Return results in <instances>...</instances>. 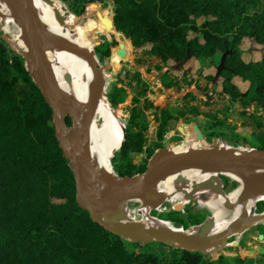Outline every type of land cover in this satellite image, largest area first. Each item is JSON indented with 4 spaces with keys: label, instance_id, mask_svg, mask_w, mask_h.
<instances>
[{
    "label": "trees",
    "instance_id": "trees-1",
    "mask_svg": "<svg viewBox=\"0 0 264 264\" xmlns=\"http://www.w3.org/2000/svg\"><path fill=\"white\" fill-rule=\"evenodd\" d=\"M103 1L71 0L69 11L79 17L87 5L93 8ZM111 2L115 31L129 40L135 52L156 57L162 64L178 63L188 54L186 62L208 59L216 69L222 54L230 51L219 74L222 92L230 99L256 103L264 110V0L259 5V0ZM257 5L258 8L249 10ZM92 28L95 33L89 35L93 50L103 59L116 41L103 40L95 45L105 22L97 20ZM0 30L10 43L19 46L1 20ZM244 39L260 45L258 59L243 60L240 46ZM25 61L0 37V264L211 263L209 254L169 247L160 241L156 242L154 251L137 250L140 241L126 240L89 216L77 200L73 170L55 138L51 109L26 70ZM157 68L161 69L162 65ZM129 73L120 78L122 86L111 84L107 88V102L114 108H118L128 93L124 86L134 85L138 94L145 91L139 72ZM165 74L177 77L171 69ZM187 75L190 81L196 80L190 73ZM234 77L248 83L245 96L232 82ZM213 78L212 73L206 76L208 82H213ZM139 102L137 96H132L124 141L111 159L113 171L120 177L144 172L151 157L147 154L138 163L131 158L142 153L145 146L143 128H134L140 115ZM147 104L154 107L148 100ZM198 111L191 109L192 113ZM179 117L176 109H159L155 116L154 151L161 147V139L175 127ZM65 122L71 126L69 117ZM257 139L260 143L257 149L264 150V137L258 135ZM163 219L180 223L179 218L169 215ZM190 222H181V226L188 228L203 221Z\"/></svg>",
    "mask_w": 264,
    "mask_h": 264
},
{
    "label": "rangeland",
    "instance_id": "rangeland-1",
    "mask_svg": "<svg viewBox=\"0 0 264 264\" xmlns=\"http://www.w3.org/2000/svg\"><path fill=\"white\" fill-rule=\"evenodd\" d=\"M56 1L63 9L68 11L70 15L72 14L69 11V2L71 0ZM262 1L263 0H259L258 5ZM258 5L257 7H249V10L252 11L258 8ZM112 14L111 0H104L103 3H97L93 8L87 5L84 14L75 17L78 19L80 32L83 38L90 44L91 48H93L94 44L89 34L94 32L92 25L94 21L97 20L105 22L106 30L105 28L100 29L95 45L108 39H111V42L113 40L116 41L115 44L111 45L108 56L99 59L96 55L95 58L99 63V67L103 68L106 72L105 96L107 88L111 84H115L117 87L122 86L120 78L124 76L125 72H130L129 74L139 72L141 78L145 82L144 93L138 94V88H134V85L131 87L124 86L128 93L124 101L119 104L118 108L112 107L109 103L115 116L125 125V120L128 118V105L132 96H137L140 100V115L135 119L137 125H134V128H143L145 146L142 153L131 155L133 162L138 163L147 154H151L152 156L157 150L154 151L152 148V144L157 142V121L155 116L157 112H159V109L166 107L176 109L180 117L175 127L164 134L160 141V148L183 146H192L197 149L205 147L213 148L219 143H223L228 147L234 146V149L240 152H244L248 148L257 149L260 144L257 136L264 137V110L262 108L257 106L256 103H243L246 102V100L230 99L228 95L222 92L219 77L213 82H208L206 76L210 73L215 75L216 72V69L210 65V60L208 59H191L177 66V63L168 61L162 64L156 57L148 56L142 52H135L129 40L116 32L115 29L107 23L106 19H104H111ZM89 19L93 20V22H89ZM0 37L7 42L10 48L21 52L20 48L18 49L17 46H14L4 37L1 30ZM49 43L52 44H49L48 51L50 52L51 50V53L59 57L57 64L63 70V78L66 82L68 81L67 83H71L73 80L71 68L68 69L69 66H66L61 55L63 52L71 51L78 55V48H71L58 39L50 40ZM56 43L58 44L56 45ZM240 48L242 50L241 56L245 61L251 59L255 60L260 56V45L256 44L251 39H244ZM117 50H121L122 53L118 54ZM157 65H162V68L158 69ZM168 69H171L173 75L177 77L175 78L171 75V79L170 75H166L165 71ZM183 72L187 74L190 73L196 80L190 81V77L187 74H183ZM232 82L243 94L246 93L248 87L247 82L241 81L238 77H234ZM147 100L151 102L154 107H149ZM192 108L199 111L192 113ZM242 144H245L246 148L242 147ZM234 149H231V151H234ZM226 153L232 152L228 151ZM256 171L264 170L257 169ZM112 172L113 175H117L113 171V168ZM218 176L222 182V189L228 195L232 194L233 191L240 186L239 183L224 174L218 173ZM176 183L178 184L179 182ZM173 201V203H161L160 209L154 210L152 214L160 219H163L167 215L171 218H179L178 220H180V223L176 222V225L184 230L190 229L192 226H195V224L189 225L188 228H183L181 222L188 224L191 223L190 220L210 221V210L206 207H199L194 198L187 199L184 207H179L182 203L181 199H173ZM129 205L131 206V213L137 216L135 207H137L138 203H129ZM256 205L258 206V208H256L257 210L262 208L264 211V200L257 202ZM257 210L255 211L257 212ZM163 220L171 222L166 219ZM260 226H264V221H260L252 227L245 228L235 245L224 246L216 249V251L206 253L209 254L207 258L211 261L209 264H264V253H262V250H264V229ZM123 237L126 240L131 239L130 237ZM233 238L235 239V235L227 238L226 242L234 240ZM156 242H159V240L152 239L148 242L140 241V246L137 250L154 251ZM167 245L169 247L182 248L179 247L177 243L176 246L172 244ZM165 250L168 251L169 249L167 248L164 249V251Z\"/></svg>",
    "mask_w": 264,
    "mask_h": 264
},
{
    "label": "bare ground",
    "instance_id": "bare-ground-1",
    "mask_svg": "<svg viewBox=\"0 0 264 264\" xmlns=\"http://www.w3.org/2000/svg\"><path fill=\"white\" fill-rule=\"evenodd\" d=\"M33 3L37 27L43 37L46 55L62 98L85 107L90 116L87 131L90 163L97 174L113 177L111 159L122 142L124 125L115 116L113 109L107 102L105 96L106 72L103 68L93 67V60L88 55L90 53L94 55L95 52L83 38L78 19L75 16L70 15L56 0H33ZM0 20L4 23L10 35L15 38L16 44L19 45L17 46L18 49L20 48L25 55V60L28 61L30 58L21 39L20 27L8 0H0ZM56 39L71 48L76 47L79 50H77L78 55L73 51L63 52L61 55L66 66H69L68 69L71 68L73 76L71 83H67L68 81L66 82L63 78V70L57 64L59 57L51 53V50L48 51L49 41ZM230 147L219 143L213 148L221 153L228 151L242 153L235 150L234 146ZM168 149L175 152H189L194 150L195 147L183 146ZM201 149L212 148L205 147ZM231 149H234L235 152ZM256 170L249 168L225 173L226 176L240 184L230 195L222 189L221 179L218 173L214 171L193 167L167 171L147 193L129 200L119 207L95 215L94 218L108 228L130 238L133 235L126 230L128 226H138L150 233L155 231L175 233L185 240L184 245L187 247L191 246L192 242L202 238L216 236L225 231L232 232L223 241L207 249V251L213 252L224 246L235 245L245 228L264 221V211L259 213L255 211L256 203L264 200V190L257 187L260 182L264 181V171ZM243 178H247L246 181ZM99 194L103 195L104 191ZM155 194L159 195L156 199L154 198ZM189 198H194L199 207H206L210 210L212 228L208 232H203L202 227L199 225L184 230L180 226L164 221L152 214L154 210L160 209L163 202L173 203V199H181L182 203L179 207H184L186 200ZM134 202L138 203L135 207L137 216L131 213V206L129 205V203ZM241 221H245L244 226L241 225ZM232 235H235V239L226 242V239Z\"/></svg>",
    "mask_w": 264,
    "mask_h": 264
},
{
    "label": "water",
    "instance_id": "water-1",
    "mask_svg": "<svg viewBox=\"0 0 264 264\" xmlns=\"http://www.w3.org/2000/svg\"><path fill=\"white\" fill-rule=\"evenodd\" d=\"M8 1L20 27L21 39L25 44L26 53L30 58L25 61V68L30 72L34 83L42 93L45 103L51 109L55 138L63 157L70 160V166L73 170L77 200L93 220L102 224L94 218L95 215L102 214L111 208L119 207L129 200L147 193L167 171L193 167L225 175L227 172L249 168L264 169V150L262 149L248 148L242 153H221L216 148H195L189 152H175L163 147L157 149L150 157L149 163L142 173L122 177L115 174L113 177L97 174L90 163L88 152L87 131L90 116L86 112L87 109L85 107L63 99L59 92L54 72L46 55L43 37L37 27L33 12V0ZM104 19L114 28L112 16L111 19ZM110 40L108 39V41ZM16 52L25 58L23 53L17 50ZM117 53L121 54L122 51L117 50ZM229 53L230 51H227L222 54L220 62L216 66L213 81L219 77L223 69V59ZM88 57L93 60V67H99L97 59L94 60L95 54L90 53ZM188 58L189 55L185 54L177 63V66L185 63ZM243 95H246V93ZM68 117L71 119L70 127L65 122ZM123 130V139L118 149L124 141L125 125ZM245 146V144H242V147L246 148ZM243 179L246 181L247 178ZM258 188L264 190V181L258 184ZM101 191H104L103 195L99 194ZM158 197V194L154 195L155 199ZM102 225L105 226L104 224ZM195 225L201 226L203 232H208L212 228V222L209 220ZM241 225L244 226L245 221H241ZM105 227L108 228L107 226ZM108 229L124 236L118 231ZM126 230L133 235L130 239L133 241L148 242L156 239L174 246L177 243L179 247L204 253H210L207 249L223 241L229 233H232L230 231L221 232L216 236L192 242L191 246L187 247L184 245L185 240L175 233L159 231L150 233L138 226H128ZM262 253H264V250H262Z\"/></svg>",
    "mask_w": 264,
    "mask_h": 264
}]
</instances>
